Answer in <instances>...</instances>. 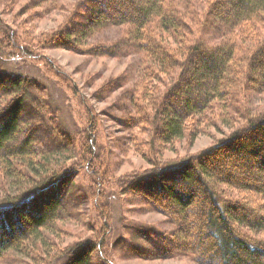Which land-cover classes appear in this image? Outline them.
<instances>
[{
    "label": "trees",
    "instance_id": "16d2710c",
    "mask_svg": "<svg viewBox=\"0 0 264 264\" xmlns=\"http://www.w3.org/2000/svg\"><path fill=\"white\" fill-rule=\"evenodd\" d=\"M95 4L98 8L94 10ZM222 5L225 15L220 11ZM131 11L137 16H131ZM83 15L78 22L82 26L78 34L83 37L107 26L127 27L114 44L94 46L95 54L118 57V45L126 40L123 54L140 53L152 68L151 71L147 65L142 70L146 77L154 72L169 74L170 83L158 98L153 102L150 97L140 98L142 102L134 106V124L146 122L149 127L153 161L158 158V141L170 143L182 138L185 121L205 119L216 106H221L224 123L230 122L232 112L244 118L225 138L200 153L163 167L155 163L140 177L136 187L151 207L175 226V232L166 234L146 228L139 233L143 242L132 244V255L160 259L189 254L196 264H264V112L252 115L247 101L251 93L264 92V67L257 64L264 57V0H92L85 5ZM0 25L4 34L0 54L7 50L11 58H22L21 54L46 58L21 42L15 30L1 22ZM246 27L248 39L250 35L255 40L249 39L243 49L246 51L237 53V46L244 42L237 40V32ZM208 30L213 39L204 37ZM76 33L69 31L63 36L68 45L74 46L71 37ZM195 58L201 63L192 66ZM187 79L193 84L187 85ZM30 80L0 69V164L10 183L21 186L13 198L0 201V258L13 250L22 253L26 241L33 247L43 245L47 252L49 245L43 234L54 233L56 222L72 216L70 209L77 206L72 200L71 176L81 167L87 171L90 167L92 181L87 189L104 226L95 241L71 245L58 257L64 264H94L90 256L97 250L101 260L97 264H111L101 250L110 226L97 193L103 184L100 168L90 163L91 157L83 164L60 166L40 183L33 180L71 149L69 142L62 139L66 131L53 126H57L53 113L39 106L37 95L27 97ZM39 86L36 83L34 90ZM176 94L181 99L180 109L162 108L164 101L172 100ZM241 95L246 98L238 112L235 101ZM155 105V113L147 116L145 110ZM95 129L91 118L84 129L89 152L94 148ZM47 131L51 132V142L48 136L43 137ZM60 139L63 142L56 143ZM220 185L241 191L246 198L224 199ZM248 191L260 196V200L253 202L245 194ZM235 209L240 213L233 214L231 210ZM181 223L183 228L179 227ZM26 253L32 255V251Z\"/></svg>",
    "mask_w": 264,
    "mask_h": 264
},
{
    "label": "rangeland",
    "instance_id": "374dc122",
    "mask_svg": "<svg viewBox=\"0 0 264 264\" xmlns=\"http://www.w3.org/2000/svg\"><path fill=\"white\" fill-rule=\"evenodd\" d=\"M90 1L92 0H0L1 24L15 30L21 42L43 54L54 65L52 67L48 64L46 58L34 59L23 54L20 55L22 58H11V51L6 50L0 54V69L12 75L20 74L32 79L28 82L27 97L37 95L39 106L44 105L53 113V123L56 122L57 126L52 125L66 131L67 135L64 134L62 139L69 142L68 148L71 149L65 152L57 163L52 162L41 174L35 175L33 180L40 183L60 166L83 164L91 157L90 163L100 168V181L103 183L97 193L108 213L110 233L101 250L104 251L102 254L109 258V263L196 264L189 254L160 259L132 255V244L143 242L139 233L146 228L166 234L175 232V226L167 217L157 212L145 200L136 187V182L155 163H158L157 167H163L170 161L191 157L217 143L225 138L232 128L243 123L244 118L232 112L228 119L230 122L224 123L221 119L224 115L221 106H216L208 112L209 115L205 119L192 118L185 121L182 138L170 143L158 141V158L153 161L150 157L149 127L146 122L138 126L134 124V118L137 116L135 107L142 102L140 98L149 100L150 97L151 102L158 98L170 83L169 74L154 72L151 77H146L142 70L149 65L142 55L134 51L123 54L122 47L126 40L118 45L121 48L118 57L95 54L92 50L94 46L114 44L119 41L127 27L107 26L93 30L90 35L80 36L78 30L82 26H79L78 22L83 20V9ZM92 8L95 10L98 7L95 4ZM220 11L224 15L227 13L223 5L220 6ZM130 13L133 17L137 16L132 11ZM95 15L92 13V16ZM83 22L87 28L86 21ZM75 30L76 36L71 37L75 40L74 46L68 45L63 36L66 32ZM0 31V40L3 41L2 25ZM237 33V40H244L237 46L236 52L241 53L246 51L243 49L249 43L250 35L249 39L246 36L249 28L246 27ZM257 34L256 32L255 35ZM204 37L213 39L209 30ZM252 39L254 38L250 40ZM200 63V60L195 58L192 66ZM257 64L264 67V57L258 60ZM148 68L152 71L150 66ZM36 83L40 85L37 91L34 90ZM192 84V80L187 79V85ZM245 98L242 96L235 101L238 112ZM247 101L252 115L264 112V92L256 95L251 93ZM180 102V96L176 94L172 100H165L162 108L179 110ZM154 108L156 105L145 110L147 116L155 113ZM91 118L96 123V136L93 151L89 152L86 148L84 129ZM50 133L47 131L43 137L50 138ZM62 139L56 140V143L63 142ZM48 141L53 140L50 138ZM1 166L0 164V201L7 197L13 198L21 190V186L10 183L9 178L3 175ZM89 170L90 167L88 171L86 167H81L71 176L70 189L74 196L72 200L77 206L70 209L72 216L56 222L54 233L43 234L45 244L49 245L47 252L43 245L33 247L26 241L22 253L20 250L6 253L0 258V264H62L64 261L58 257L62 250L84 240H96L97 232L103 228L104 222L100 213L95 210L93 195L87 189L92 181ZM220 188L224 199L246 198L243 192L226 185H220ZM246 193L253 202L260 198L250 191ZM231 212L240 213L237 209ZM171 214L176 215V212L172 211ZM183 226L184 223H181L179 227ZM151 239L158 238L152 236ZM184 247L183 249H187ZM29 251H32V255L26 253ZM90 257L94 264L101 262L97 250H93Z\"/></svg>",
    "mask_w": 264,
    "mask_h": 264
}]
</instances>
